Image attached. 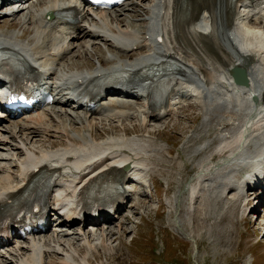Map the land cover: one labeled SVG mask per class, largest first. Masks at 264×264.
I'll use <instances>...</instances> for the list:
<instances>
[{
	"label": "bare ground",
	"instance_id": "bare-ground-1",
	"mask_svg": "<svg viewBox=\"0 0 264 264\" xmlns=\"http://www.w3.org/2000/svg\"><path fill=\"white\" fill-rule=\"evenodd\" d=\"M9 1L2 0V6L11 4ZM144 1L146 0H136L133 4ZM150 1L146 6L145 23L141 28L131 24V28H124L123 10L108 16L105 12L93 14L86 9L83 24L74 28V33H67L65 37L56 36L52 29L56 28L57 24L51 20L48 22L46 14L51 10L69 9L73 4H79V0H18L15 10L12 9L4 15L0 12V25L2 21H6L3 18L9 16L10 21H17L15 26L19 19H22L24 25L33 27L32 38L28 43L15 39L14 32L11 31L4 40L26 49V53L48 67L52 75L56 74L54 67H60L61 61L72 53L73 45L82 49L94 48L97 43L95 40L100 39L110 43L120 56H133L131 49L135 45L138 48H148L142 56H135L130 62L120 56L118 59L107 56L101 60L109 62L114 59L119 66L136 67L129 68L136 82H126L123 84L125 86L120 88L121 94H129V97L109 98L105 103L104 113L101 114L105 118H92L83 108L70 109L66 107L69 106V100H65L60 103L61 109L58 110H54L53 105L25 116L1 119L0 149L8 147L14 152L11 165L0 164V203L11 197L8 193L14 190L25 191L24 182L33 174L35 168L42 167L53 172L60 202L73 213L60 222L59 230L55 229L26 243L2 249L0 264H54L47 261L54 254L61 256L62 264H92L87 255V260L83 263H76L73 254L84 256L85 253H92L93 259H98L101 257V251L107 247V241L112 238V232H118L112 230V226L97 228L94 231L85 230L83 226L77 227L74 212L82 192L102 175L122 172V178L125 180L124 195L113 187L98 189V196L87 203V214L104 207L106 203L114 206L121 203L124 206L125 200L131 195L144 193L135 180L146 170L148 161L154 160L149 154L151 145L139 135L130 132L127 134L126 127L123 129L125 133L97 139L90 129L91 120L124 123L139 116L141 125L149 126V119L161 120L170 111L174 112L176 104H182L181 108L184 110L201 108L204 124L209 127L215 113L218 116L219 129L216 150L200 161L201 169L194 176L196 181L186 182L184 189L191 191V198L196 199L202 187L206 186L203 182H208V186L216 182L219 186H225L226 183L231 185L233 180L218 182L220 173L225 171L232 177L233 173H238L245 165L246 168H251L250 176L239 180V184L232 185V188L243 190L249 187L251 192L259 191V185L253 182L259 179L260 168H264V159L261 158L264 153V0H204L199 8L187 15L184 13L185 17L180 0ZM27 28L23 30L25 34L30 31ZM158 35L163 36V42L156 41ZM45 38H49L46 39L47 42ZM87 38L90 40L86 41ZM164 60L171 61L178 67L177 75L180 79L176 92L179 101L176 102L175 98L169 110L149 117L141 103L133 97H137L139 91L144 90L137 82L140 78L149 79L144 77L147 68ZM235 65L244 67L248 72V86L236 85L233 82L230 69ZM68 68L72 69L69 66ZM93 68L94 66L72 75L88 76L101 70ZM0 72L11 76L8 65L1 66ZM252 93L258 95L259 103L255 110L249 111L247 98ZM192 100L198 104H192ZM217 106L222 113L215 112ZM79 122L84 124V128L90 127V132L87 134L77 131V134L71 136L69 126ZM117 125L115 124V127ZM239 130L244 134L243 138L237 136ZM60 136L65 138L66 145L63 147L56 146L53 142L55 140L52 139ZM47 142H50L49 147L42 146V143ZM211 143L212 139L208 140L205 146L201 145L200 149L209 147ZM214 153L218 154L217 158ZM127 165V169L121 167ZM4 196L6 197L2 198ZM173 201L174 207H171L175 210L174 214H178L181 209L180 196L175 197ZM263 207L264 199L261 198L255 208L256 212H260ZM132 208L136 209V204ZM173 223L175 229L185 237L183 229L177 226L181 224L178 218L173 219ZM68 230L69 234L63 235V231ZM187 236L193 238L196 252V238L190 233ZM63 237H67V242ZM97 240L100 242H96Z\"/></svg>",
	"mask_w": 264,
	"mask_h": 264
},
{
	"label": "rangeland",
	"instance_id": "rangeland-1",
	"mask_svg": "<svg viewBox=\"0 0 264 264\" xmlns=\"http://www.w3.org/2000/svg\"><path fill=\"white\" fill-rule=\"evenodd\" d=\"M133 1L129 0L130 6L124 7L122 18L125 23L128 22L131 26L136 27L143 21L144 13L140 8L133 9ZM146 4L144 3V5ZM13 5L15 4L13 3ZM11 8L12 6L7 4L1 11L5 13ZM3 19L9 23L1 22L0 34L2 37L6 38V35L11 31L14 32V37L30 41L33 33L31 25H24L23 20L19 18L16 26L14 24L17 21H10L11 17L5 16ZM142 25L140 24V26ZM23 27H28L30 31L25 34ZM100 49H103L105 54L109 53V46L102 42L94 48L75 47L74 52L68 57L67 65L70 68L90 69L93 64H98ZM55 108H60V106L56 105ZM203 114L201 108H191L177 117L180 120L176 118L173 121H167V123L158 122L156 123L158 126H143L140 122L138 124L133 120L124 123L91 120L92 125L89 128L97 139H106L108 136H117L125 132L136 134L144 129V131L150 130L161 135L159 137V135L153 133L149 135L148 132H145L144 134L149 135L144 137L145 139L164 145L162 149L151 153L152 156L162 161L160 164H152L151 174H155L157 177L154 180L155 188L152 185L150 194L144 193V196H139L146 203L144 200H140L136 203V209L128 208L125 212V216L130 215L131 217L130 223V220L126 219L127 229L123 221L118 223L116 228H111L115 229L118 234L112 232V238L109 236L111 242L107 243L109 246L100 253L103 258L99 262L96 261L95 264H264V209L254 213V206L258 204L259 200L256 198L259 197L257 192L250 193L248 199L245 200L243 197L236 196L234 191L229 193V189H226L227 186L219 187L217 183L203 190L192 205L190 203L191 191L188 190L190 194H182V207L179 213L186 231L196 238L198 248L195 255L193 242L179 234L172 225V208L169 202L171 196L176 194L185 180L189 181L201 169L202 163L199 161L210 155L211 152L207 151L214 149V143L216 146L218 144L219 139H216L218 121L209 125L210 131L205 135V128L202 126ZM213 118L218 120L216 115ZM93 123L96 124L93 125ZM115 124H118L117 127ZM124 127H126V131L123 130ZM89 128H84V124L79 122L76 125H70L69 131L71 136L74 133L77 134V131L88 134ZM60 137H55L53 142L56 146L63 147L66 145L65 138ZM209 139H214V143L206 151L200 153L198 145ZM42 144L45 147L50 146V142ZM8 155L11 153L6 150L1 151L0 157L4 156L5 159L0 158V164L10 165ZM163 181L170 183H163ZM218 181L222 180L218 179ZM126 230L127 233L123 235ZM114 253L120 259H108ZM49 259L60 264L57 255Z\"/></svg>",
	"mask_w": 264,
	"mask_h": 264
}]
</instances>
